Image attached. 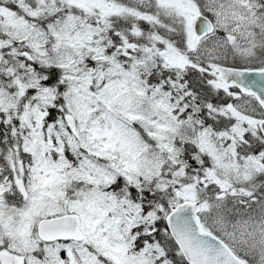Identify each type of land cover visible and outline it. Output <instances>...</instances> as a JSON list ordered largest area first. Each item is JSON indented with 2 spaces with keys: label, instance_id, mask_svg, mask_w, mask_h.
<instances>
[{
  "label": "snow or ice",
  "instance_id": "snow-or-ice-1",
  "mask_svg": "<svg viewBox=\"0 0 264 264\" xmlns=\"http://www.w3.org/2000/svg\"><path fill=\"white\" fill-rule=\"evenodd\" d=\"M0 264H264V0H0Z\"/></svg>",
  "mask_w": 264,
  "mask_h": 264
}]
</instances>
